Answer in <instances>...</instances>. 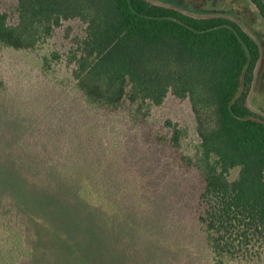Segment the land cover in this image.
I'll use <instances>...</instances> for the list:
<instances>
[{"label":"trees","instance_id":"obj_1","mask_svg":"<svg viewBox=\"0 0 264 264\" xmlns=\"http://www.w3.org/2000/svg\"><path fill=\"white\" fill-rule=\"evenodd\" d=\"M13 1L9 12L0 9V51L34 55L32 68L45 77L56 76L55 67L63 62L68 75L54 80L59 90L72 88L80 93L83 110L91 116V121L81 122L85 114L66 109L64 103L57 112L47 101L48 107L44 110L37 101H31L28 106L23 103V94L17 93L15 88L10 90V83L20 82L19 77H10V82L0 79L1 153L7 158L21 156L26 149L22 145L24 141L32 137V132L38 139L42 125L48 128L44 134L47 147L52 146L49 143L55 147L66 139L60 137L59 132L70 133L76 145L83 133L86 138L89 134L90 139L112 133L114 138L106 141L107 148L101 153L110 167L128 169L125 175L116 176L117 187L113 186V179H109L107 187L106 179L101 177L102 159L72 164L70 151L74 145L67 149L69 155L63 162L72 177V185L67 190L73 200L71 205L88 204V194L97 192L114 207L113 216L100 217L111 224L110 233L106 235L110 243L114 240L112 235L129 233L130 228L138 229L135 224H140L139 215L133 216L147 208L139 201L141 190L137 184L138 172L143 174L142 165L146 169L147 165L143 160L142 165L139 160H127L125 138L117 139V135L126 130L114 125L111 116L118 114L137 124L145 121L152 108L160 106L168 96L187 101L198 143L192 153L182 155L180 162L196 172L202 181L197 233L195 229L202 263L264 264V118L254 114L247 105L254 70L261 57L255 40L227 16L197 15L149 0ZM249 2L264 21V0ZM67 21L79 22L81 30L61 55L45 46ZM102 115L105 117L100 122L103 129L96 124L97 117ZM165 124L170 131L167 143L173 148L180 147L185 131L169 120ZM52 130L56 131L52 134ZM138 144L144 154V144ZM0 167H3L2 161ZM134 168H138V172ZM148 168L151 169L149 176L154 179L161 174L153 162L148 163ZM232 170L237 171L234 178H230ZM83 180H87L92 190H82ZM18 184V190L25 186L19 180ZM6 185L0 182V189H7ZM51 186V204H64L62 198L57 197L58 194L54 197L53 193L60 187ZM179 192L176 189V193ZM186 197L191 205L190 197ZM4 201L0 197V205ZM188 202L183 208L190 207ZM6 206L12 207L10 199ZM93 206L100 215L103 206ZM193 206L192 203L191 209ZM144 229L153 233L150 239L155 240L158 249L169 246L166 254L170 251L174 254L183 247L182 243L167 245L160 240V229L155 225ZM12 249L17 255L10 253L11 262L6 260L4 264H17L19 257H28L29 250L25 247Z\"/></svg>","mask_w":264,"mask_h":264},{"label":"rangeland","instance_id":"obj_2","mask_svg":"<svg viewBox=\"0 0 264 264\" xmlns=\"http://www.w3.org/2000/svg\"><path fill=\"white\" fill-rule=\"evenodd\" d=\"M149 1L179 7L197 15L227 16L255 40L261 50V57L254 70L247 105L254 114L264 118V21L249 0ZM13 5V0H0L2 11L9 12ZM80 30L79 22L67 21L54 32V36L45 47L52 48L62 55L70 46V40L77 36ZM34 58H36L34 55L29 56L25 53L0 51V79L10 82L12 81L10 77H19L20 82L10 83V90L12 92L15 88L17 93L23 94V103H28V106L31 101L33 103L37 101L40 104L39 108L44 110V107H48L50 103L52 109L57 112L62 109L64 103L66 109H71L76 114H85L81 122H90L91 116L83 110L80 93L72 88L59 90L54 80L55 78L62 80L65 74L68 75V68L63 65V62L55 67L56 76L45 77L32 68ZM5 87L8 88V85L5 84ZM104 120L103 115L97 117L98 128H104L100 124ZM167 120L176 123L186 133L178 148H173L167 143L170 135L169 128L165 124ZM111 121L114 125L117 124L119 128L126 130V133L117 135V139L125 138L123 145L126 147L127 160H135V162L139 160L138 163L143 160L147 165L146 169L141 162L143 174L138 172V168L133 169L139 173L140 179L143 176L137 181L141 190L139 201L143 207L147 206L140 211L143 215L136 212L133 216L139 215L140 224H135L138 229L130 228L129 233L119 232L117 236L112 235L114 240L108 243L109 238L106 235L110 233L111 224L110 222L106 224L102 218L108 219L109 215L113 216L114 207L106 203V199L100 197L97 192L88 194L86 200L88 204L82 203L76 207L71 205L73 200L68 195L67 190L72 185V177L68 169L63 167V162L69 155L67 149L71 145L75 146L70 151V154H73L70 158L72 164L94 160L99 162L102 159L101 177L106 179L107 187L110 185L109 179H113V186L117 187L116 176L119 173L125 175L128 169L125 171L115 166L110 167L101 153L104 148H107L106 141L113 139L114 135L110 133L105 137L101 135L90 139L89 134L86 138V133H83L82 138L80 135L81 142L79 141L76 145L70 133L59 132V136H65L66 139L64 138L63 142L55 147L53 143H49L52 146L47 147L48 142L44 143L46 139L44 134L48 128L42 125L38 131V139L32 132V137L24 141L22 145L26 146V149H23L21 156L7 158L4 152L1 153L2 147L0 148L2 154H0V161L3 164V167H0V182L8 184L7 189H0V197L6 200L0 205V264L7 263L6 260L11 262L12 255L9 258L8 256L10 253L17 255L16 250L12 249L16 246L29 250L28 257H19L16 260L17 264H170L172 261L174 264H204L199 250L200 244L195 235L198 195L202 190V181L196 172L182 166L180 162L182 155L192 153L194 146L198 143L188 102L168 96L160 106L152 108L150 115L143 122L133 124L127 119L118 117V114L111 116ZM55 131L52 130L51 133ZM139 142L145 146L144 154ZM64 143L66 144L62 148ZM94 150L99 151L93 152ZM40 151L43 154H40ZM55 151H58V154H55ZM51 160L57 162H51ZM156 160L160 161L161 165ZM152 162L161 170V174L155 179L154 176H149L151 169L148 168V163L152 165ZM53 167L56 170L51 171ZM236 173V170H232L230 178H234ZM8 174L12 175V178ZM18 180L25 183L20 190L16 187L19 185ZM51 184L60 187L59 190L55 188L53 193L54 197L58 194L57 197L62 198L64 204L59 206L51 204L49 199ZM80 186L82 190H92L88 187L87 180L81 181ZM176 189L190 197L191 205L186 195L181 192L176 193ZM144 190L148 193L146 194ZM9 199L12 206L10 209L6 206ZM185 202H188L190 207L183 208ZM192 203L194 206L191 209ZM93 205L103 206L100 215ZM90 214L92 215L89 216ZM103 214L104 217L100 219ZM147 225H151V228L155 225L157 229H160L159 238L167 245L182 243L183 247L174 254L171 251L170 254H166L165 250L169 246L158 249L155 240L150 239L153 233L149 234V231L143 230ZM186 249L189 251L187 254L181 252Z\"/></svg>","mask_w":264,"mask_h":264}]
</instances>
